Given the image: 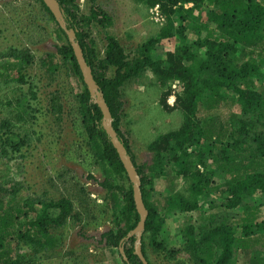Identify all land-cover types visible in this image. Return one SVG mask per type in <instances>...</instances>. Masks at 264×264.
<instances>
[{
  "label": "trees",
  "instance_id": "1",
  "mask_svg": "<svg viewBox=\"0 0 264 264\" xmlns=\"http://www.w3.org/2000/svg\"><path fill=\"white\" fill-rule=\"evenodd\" d=\"M65 43L57 53L48 55L41 68L52 79L69 68L80 80L76 96L79 113L89 144L103 170L101 184L113 199V226L100 236L107 249L117 250L123 264H143L135 253L140 222L133 184L104 125L100 107L84 82L75 51L65 31L42 0H37ZM160 6L165 25L156 37L138 49L130 59L113 35L106 34L104 55L91 38L93 27L106 29L112 19L99 6L83 15L77 0H57L63 20L76 34L93 79L105 100L112 131L121 141L140 176L141 192L148 217L141 240L142 253L150 261L144 237L154 252L169 250L164 241L166 215H186L190 222L181 229L183 249L191 251L201 264H237L248 255L253 264H264V0H141ZM188 6V7H186ZM173 41L175 49L159 55L163 43ZM3 56H6L3 55ZM16 60L0 70V84L10 82L28 87L17 99V121L37 120L41 111L39 84L29 81L28 70L34 62L28 50L14 52ZM1 66V65H0ZM150 72L164 89L160 104L171 113L181 112V127L161 136L149 147L153 163L145 172L131 153L121 129L125 116L122 88ZM9 82V83H8ZM178 83L175 102L169 105L173 85ZM49 114L60 122L64 116V93H49ZM28 128L5 119L0 122V263L23 264L21 251L35 255L54 248L52 230L68 220L80 223L71 200H33L19 184L4 187L9 164L23 158L30 147ZM20 168V167H19ZM171 171L189 183L187 195L169 193L164 212L151 200L156 180L167 179ZM39 205V206H38ZM15 245L16 258L10 254ZM123 251V253H122ZM6 254H8L7 257ZM30 257L25 264H34Z\"/></svg>",
  "mask_w": 264,
  "mask_h": 264
},
{
  "label": "rangeland",
  "instance_id": "2",
  "mask_svg": "<svg viewBox=\"0 0 264 264\" xmlns=\"http://www.w3.org/2000/svg\"><path fill=\"white\" fill-rule=\"evenodd\" d=\"M83 15H89L92 6H99L111 17V26L92 29L91 38L101 56L105 50L106 34L117 38L125 54L138 57L139 47L150 38L156 37L165 25L156 23L150 8L141 0H77ZM188 7V6H186ZM165 17V15H164ZM166 19V17H165ZM65 43V37L58 31V25L51 21L37 0H0V70L7 68L16 60L14 52L24 49L33 56L34 62L28 72L31 82L39 84L41 111L36 112L37 120L19 122L17 99L28 87L13 82L0 84V122L8 119L18 122V126L28 128L31 135L30 147L22 152L23 158L9 164V172L4 187L19 184L31 199L42 201L71 200L80 223L70 219L67 223L52 230L53 237L59 240L46 254L36 257L31 249L21 251L27 263L30 257L34 264H123L119 251L105 248L100 236L113 226L111 213L113 199L101 186L104 181L103 170L97 161L95 151L89 144L79 113L76 96L82 90L80 80L69 68L50 78L41 68V62L48 55L57 53V47ZM175 43H163L159 55L172 51ZM6 56H3L5 55ZM169 104L175 102L179 92L178 83L173 85ZM62 91L65 95V110L62 121L58 122L49 114V93ZM125 104V116L121 129L129 142L131 153L139 167L145 172L152 165L154 155L149 147L161 136L178 130L182 125L181 112H165L160 104L164 89L159 86L150 72L133 79L121 90ZM20 167V168H19ZM155 193L151 200L164 212L166 196L169 193L187 195L189 183L177 178L171 171L167 179L156 180ZM39 206V205H38ZM163 238L169 250L176 254L154 252L144 237L148 257L152 264H201L193 253L183 249L181 229L190 222L186 215H166ZM143 236V235H142ZM142 240V239H141ZM13 247L10 256L15 259V245L7 243L6 249ZM6 254L5 257H7ZM248 255H240L237 264H253ZM0 264H4L2 261Z\"/></svg>",
  "mask_w": 264,
  "mask_h": 264
},
{
  "label": "water",
  "instance_id": "3",
  "mask_svg": "<svg viewBox=\"0 0 264 264\" xmlns=\"http://www.w3.org/2000/svg\"><path fill=\"white\" fill-rule=\"evenodd\" d=\"M46 6L49 8L51 13L54 15L57 23L59 26L65 31V33L68 36L69 42L71 43L73 50L75 51V57L77 59V62L80 66V69L83 73V79L85 84L88 87L89 93L94 100V102L100 107L102 110L104 120H105V127L107 129V133L111 136L112 142L114 147L116 148L119 157L121 159V162L128 174V177L133 184V191H134V199L137 211L140 215V222L137 226V228L132 232L131 236H136V246H135V253L139 257V259L142 261L143 264H148L147 260L143 256L142 253V247H141V239L142 235L145 230V222L148 217V211L145 208L144 202H143V196L141 192V179L140 176L131 160V157L128 155L127 150L125 149L124 145L121 141L116 139L115 133L112 131L111 126V114L109 111V108L103 99L102 94L98 90V86L96 85L93 76L91 68L87 65L83 52L81 50V47L79 46L78 42L76 41V34L73 30H69L63 20V16L59 7V4L57 0H42ZM123 253V251H122Z\"/></svg>",
  "mask_w": 264,
  "mask_h": 264
},
{
  "label": "built area",
  "instance_id": "4",
  "mask_svg": "<svg viewBox=\"0 0 264 264\" xmlns=\"http://www.w3.org/2000/svg\"><path fill=\"white\" fill-rule=\"evenodd\" d=\"M149 10H150V14H151L152 19L156 23L163 25L166 22L164 14L161 12L159 5L151 7Z\"/></svg>",
  "mask_w": 264,
  "mask_h": 264
},
{
  "label": "crops",
  "instance_id": "5",
  "mask_svg": "<svg viewBox=\"0 0 264 264\" xmlns=\"http://www.w3.org/2000/svg\"><path fill=\"white\" fill-rule=\"evenodd\" d=\"M170 105V104H169Z\"/></svg>",
  "mask_w": 264,
  "mask_h": 264
}]
</instances>
